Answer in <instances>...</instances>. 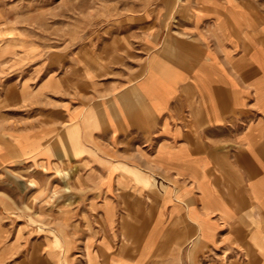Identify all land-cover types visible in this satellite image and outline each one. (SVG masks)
<instances>
[{"label":"crops","instance_id":"1","mask_svg":"<svg viewBox=\"0 0 264 264\" xmlns=\"http://www.w3.org/2000/svg\"><path fill=\"white\" fill-rule=\"evenodd\" d=\"M257 4L192 0L187 30L164 36L134 80L67 94L63 74L47 75L28 99L30 88L12 84L0 165H42L74 198L59 211L79 214L82 229V214L90 218L85 264H264Z\"/></svg>","mask_w":264,"mask_h":264},{"label":"rangeland","instance_id":"2","mask_svg":"<svg viewBox=\"0 0 264 264\" xmlns=\"http://www.w3.org/2000/svg\"><path fill=\"white\" fill-rule=\"evenodd\" d=\"M191 1L0 0V122L12 121V84L30 88L28 99L47 75L63 74L67 94L85 95L97 80L136 79L164 36L187 30ZM60 188L42 165H0V264H85L81 240L91 234L90 218L82 214V229L79 214L60 212L74 200Z\"/></svg>","mask_w":264,"mask_h":264}]
</instances>
